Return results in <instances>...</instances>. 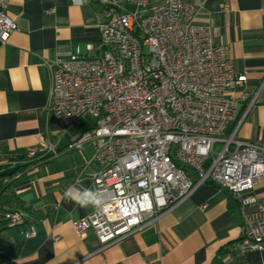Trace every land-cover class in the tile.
<instances>
[{
  "label": "built area",
  "instance_id": "2783aa9c",
  "mask_svg": "<svg viewBox=\"0 0 264 264\" xmlns=\"http://www.w3.org/2000/svg\"><path fill=\"white\" fill-rule=\"evenodd\" d=\"M93 1L103 15L98 42L84 52L77 47L65 60L42 62L51 74L50 108L63 131L94 120L77 143H94L86 164L97 166L91 179L105 206L91 207L72 222L74 229H92L101 246H109L210 182L239 204L241 236L234 248L263 250L264 203L253 189L264 176V143L226 132L236 118L232 92L247 79L235 70L227 46L214 42L209 25L195 22L199 8L185 0ZM9 4L0 0L1 42L17 28ZM124 4L133 10L124 11ZM38 155L57 156V140L31 146L26 159L6 164H19L20 173ZM11 177L0 182L9 184ZM4 218L8 227L22 223L18 211ZM34 233L30 227L24 234Z\"/></svg>",
  "mask_w": 264,
  "mask_h": 264
},
{
  "label": "crops",
  "instance_id": "0c3cea01",
  "mask_svg": "<svg viewBox=\"0 0 264 264\" xmlns=\"http://www.w3.org/2000/svg\"><path fill=\"white\" fill-rule=\"evenodd\" d=\"M166 0H150L160 4ZM199 8L195 22L209 25L214 42L228 48L235 70L247 76L232 92L236 118L226 132L264 143V0H185ZM133 6L124 4L123 10ZM16 23L0 41V220L18 211L22 223H0V264H264V249L239 253L242 215L228 191L207 182L119 242L102 247L95 232L79 234L72 222L91 212L64 197L70 186L92 188L93 142L77 143L94 124L90 117L63 131L49 104L51 74L43 61L65 60L99 39L102 10L93 0H10ZM253 102L245 110L249 102ZM57 140L58 155L31 158L27 148ZM73 144V145H72ZM38 158V159H37ZM264 203V176L253 189ZM33 227L34 235L26 236Z\"/></svg>",
  "mask_w": 264,
  "mask_h": 264
},
{
  "label": "clouds",
  "instance_id": "9594fccd",
  "mask_svg": "<svg viewBox=\"0 0 264 264\" xmlns=\"http://www.w3.org/2000/svg\"><path fill=\"white\" fill-rule=\"evenodd\" d=\"M64 197L82 208L105 206L103 195L92 188H79L73 185L66 189Z\"/></svg>",
  "mask_w": 264,
  "mask_h": 264
},
{
  "label": "trees",
  "instance_id": "16d2710c",
  "mask_svg": "<svg viewBox=\"0 0 264 264\" xmlns=\"http://www.w3.org/2000/svg\"><path fill=\"white\" fill-rule=\"evenodd\" d=\"M2 175H0V177H1ZM5 216H3V218L0 220V223H4V221H5V218H4Z\"/></svg>",
  "mask_w": 264,
  "mask_h": 264
},
{
  "label": "rangeland",
  "instance_id": "374dc122",
  "mask_svg": "<svg viewBox=\"0 0 264 264\" xmlns=\"http://www.w3.org/2000/svg\"><path fill=\"white\" fill-rule=\"evenodd\" d=\"M219 148H220V145H219V144H217V145H216V149H219Z\"/></svg>",
  "mask_w": 264,
  "mask_h": 264
}]
</instances>
